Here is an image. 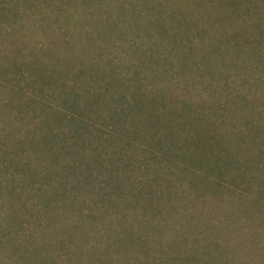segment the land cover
<instances>
[{
    "label": "trees",
    "instance_id": "16d2710c",
    "mask_svg": "<svg viewBox=\"0 0 264 264\" xmlns=\"http://www.w3.org/2000/svg\"><path fill=\"white\" fill-rule=\"evenodd\" d=\"M258 1L264 4L229 0L228 6L244 4L245 14L260 18L264 9ZM120 2L125 0H82L76 7L71 0H0V264H21L26 253L34 257L28 264H60L81 250L79 235L90 241L87 253L110 250L115 262L124 250L145 257L146 239L130 237L135 230L129 217L137 224L156 221L174 195L175 204H186L172 210L184 217L204 196L203 187L192 180L176 188L169 178L173 170L228 189L241 201L237 216L221 223L230 231L231 224L240 222L260 235L236 264H264V110L253 99L259 87L254 67L264 66V33H201L195 28V33L117 37L98 32L114 24L107 7L120 12ZM140 3L145 11L139 14L147 15L156 0H128L126 6ZM69 5L81 13L77 25L88 21L96 26L92 33L75 28L70 34L62 21L66 33L50 34L60 25L50 11L58 16ZM95 12L105 22L96 24L91 19ZM106 41L118 51L103 49ZM242 52L252 58V66L226 67L227 54ZM170 58L175 72L157 61L164 65ZM188 65L196 75L185 78ZM142 69L151 79L141 76ZM163 75L184 93L176 111L167 100L168 86L158 83ZM255 108L260 111L256 119H248L246 109ZM183 191L192 197L182 201ZM52 211L63 213L60 231L68 232L66 237L55 230L48 232L50 238L37 240L39 231L53 228ZM251 216H256L255 226ZM100 220H113L119 230L109 228L108 236L95 240ZM77 221L84 223L79 231L73 227ZM49 248L54 254L43 257ZM163 253L160 248L151 264H160ZM138 256L124 264H137ZM234 256L225 252L201 264H215L220 257L230 262ZM165 258L185 263L176 251L175 258Z\"/></svg>",
    "mask_w": 264,
    "mask_h": 264
},
{
    "label": "rangeland",
    "instance_id": "374dc122",
    "mask_svg": "<svg viewBox=\"0 0 264 264\" xmlns=\"http://www.w3.org/2000/svg\"><path fill=\"white\" fill-rule=\"evenodd\" d=\"M71 1L73 4H76V7L82 2V0ZM101 1L105 2V0ZM127 1L128 0H125L124 3L120 2L121 4H117L120 8V12H118V9L114 6L107 7L112 17L110 18V21H113L114 24L109 29H102L98 32L107 36L114 34L117 37L127 35L142 36V34L154 33L170 35H175L180 32L195 33V28L201 33L240 34L244 36L264 33V13L262 12L260 18L258 15H256V18H250L249 12L248 15L243 12V8L245 7L242 3V5H239L236 8H230L228 6L229 0H219L220 4L218 5L216 0H156V4H154L155 7L152 10L147 8V15H144L139 14L141 12L144 13L145 11V7L142 3L139 5L137 4L136 7L134 5L126 6ZM240 1L244 3L247 2V0ZM53 5L54 3H51V9H54ZM257 5L264 9V4H261L260 1H258ZM49 14H51V19H54L53 16H55V18L58 17V20H60L58 28L56 25L55 27L50 28L51 35L66 33L64 28V25L66 24L67 28H70V34L75 33V28H82L83 30L81 33H92L93 31H90V29L96 27L95 25H91L88 21H83L82 24L77 25L74 20L76 18L82 19L81 13L70 5L64 6L58 13V16L55 15L54 10H51ZM88 18L89 16L85 17V19ZM102 18L103 16L95 12L91 19L98 20L96 23L98 24L99 22H105L104 20L99 21ZM216 18L218 20H214ZM62 21L66 23L63 25ZM102 26L105 27L104 24L99 27ZM76 46L78 51L81 46L79 44ZM102 48L105 50H111L113 53L118 51L117 49H114V45L109 41H106L105 45H102ZM251 59L252 58L248 53L242 52L238 57L234 54H227L224 61L226 67L236 64L238 68L246 70L254 64L253 61L251 62ZM157 61L161 63V68L167 66V68H172V71L175 72V60L172 58H170L167 61V64L164 65L162 64L165 61H161L160 59ZM254 73L255 77L258 79L257 83L259 84V87H256L255 89L251 87L255 90H253V99H256L258 103L257 105H259L258 109L264 110V91H261V85L264 84V66L258 64L254 67ZM149 75H146V72L142 69L141 76L143 78L151 79ZM195 75L196 71L190 65L186 66L182 73V76L185 78H190ZM167 80L168 77L163 75L160 76L158 83L165 87L168 86L166 87L168 96L167 100L169 106L176 111L175 109L177 108L178 98L183 96L184 93L180 92V90H176L174 86L167 83ZM258 109H246L244 115L248 119H256L255 117H257V113L260 112ZM260 122V127H264V120ZM240 149L244 150L243 145L240 146ZM169 178L175 182L176 188L179 184L184 185L183 181L186 182L192 180L197 184V187H203L204 196L196 206L195 211L184 217H179L176 214L179 209H176V212L172 210V206H179V204L180 206H184V204H186H175V195L173 197L174 200L172 201L173 204H164V208L161 207L159 209L161 213L158 215L156 221L137 224L134 217H129V221L134 224L135 230V234L130 237L136 238L142 236V239H146L143 244L145 245V257L140 258L141 254L138 250L137 252L139 256L131 252V250H124L121 251L122 259L120 258L117 262L111 261L112 259L109 257L110 250L106 251L105 249H101L94 254L87 253L86 246L90 241L82 235H79L78 244H81V250L78 249V253L75 256L74 254L69 253V256L62 260L60 264H80V262H82L81 264H124L125 261H132L135 256H138V259L140 258L137 264H151L152 256H154L160 248L164 251L163 254H160L161 257H163L162 260L158 262L160 264H178V261L172 263L165 258L166 256L175 258V251L176 253L178 252L182 254V258L185 261L184 264H201V262L208 259L209 256L213 259L221 253L225 254V252L234 253V257H236L233 259L234 261L227 262L225 258L220 257L214 261L215 264L239 263L238 258L242 260V256L248 252L247 249L253 248L260 238V235L257 233L254 234L252 230L248 231L244 228L245 224L243 223L236 222L231 224L232 228L230 231L224 227L223 223H221L224 217L237 216L241 208V201L238 198H235L228 189L219 190L209 183L202 184L200 180L191 177L186 173L173 170V174ZM180 194V199L182 201L192 197L191 193L188 191H183ZM134 206V202L129 203L130 208ZM52 212L53 213H49L52 215L50 223L53 224V228L48 231H45L44 229L39 231L37 240L50 238L48 232H53L55 230H59L58 235L63 239L66 237L68 232L60 231L63 213L58 215V213L54 211ZM197 214L200 217H198ZM194 215L195 219L193 220L192 216ZM250 218L254 221L253 225L255 226L257 224V219H255L256 216H251ZM96 223L98 224L96 228L100 230L97 235L94 236L95 240H98L99 237L105 238L108 236L105 234H107V229L109 228L119 230V228L114 225L115 223L113 220H107V222H102L100 220ZM73 227H76V231H79L84 227V223L77 221L73 224ZM181 236L183 238H181ZM212 241H217L221 245L215 247ZM125 243L129 246L130 240L128 242L126 240ZM27 245H30V242L27 243ZM52 247L55 248L56 246L53 245ZM53 250L54 249L52 248L46 249L44 253H42V256H52L54 254ZM207 250L208 252H206ZM25 256L28 262L23 261L21 264H28L30 261H34L33 256H30L27 253Z\"/></svg>",
    "mask_w": 264,
    "mask_h": 264
}]
</instances>
